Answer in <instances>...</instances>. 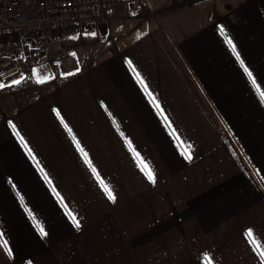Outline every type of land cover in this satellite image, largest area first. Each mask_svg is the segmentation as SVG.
I'll list each match as a JSON object with an SVG mask.
<instances>
[{"label": "crops", "instance_id": "1", "mask_svg": "<svg viewBox=\"0 0 264 264\" xmlns=\"http://www.w3.org/2000/svg\"><path fill=\"white\" fill-rule=\"evenodd\" d=\"M112 13L7 62L22 76L0 87V264H264L246 235L264 245V101L220 34L264 91V0H128ZM65 47L75 55L52 66Z\"/></svg>", "mask_w": 264, "mask_h": 264}, {"label": "built area", "instance_id": "2", "mask_svg": "<svg viewBox=\"0 0 264 264\" xmlns=\"http://www.w3.org/2000/svg\"><path fill=\"white\" fill-rule=\"evenodd\" d=\"M128 0H0V84L8 85L21 78L17 66L7 62L23 55L26 45L51 43L55 32L70 26L96 27L116 17L114 5ZM129 7L120 17L135 16ZM73 50L57 48L50 64L63 68Z\"/></svg>", "mask_w": 264, "mask_h": 264}, {"label": "snow or ice", "instance_id": "3", "mask_svg": "<svg viewBox=\"0 0 264 264\" xmlns=\"http://www.w3.org/2000/svg\"><path fill=\"white\" fill-rule=\"evenodd\" d=\"M220 34L222 36H224L225 40L227 41L228 45L231 47V50L233 52V54H235V57L237 59V61H239L241 67L243 68L244 73L247 74V76L251 79L252 84L254 86H256L257 91L260 94V99L261 101H264V91H260V87L259 85H257L256 79L253 77V73L252 71L249 69V67L245 64V61L243 59H241L240 53L237 51L236 45L233 43L232 39L226 34L225 32V28L223 25L220 26ZM93 35H95L93 33ZM128 64L131 66L132 62L129 60ZM77 71H79V69H77ZM136 78L137 80L143 85L144 91L146 94L149 95V98L152 100V103L157 107V109L159 110V103L158 101L155 100L154 97L151 96V93L148 90V87L146 84H144V81L142 79V77H140L139 73H136ZM44 79H47L44 78ZM19 81H14V83H18ZM0 87H3V84H0ZM53 111H55L56 115L60 118L61 123L63 124L64 128L68 130L69 134L72 137V140L75 142L76 148L78 149V151L81 153V155L84 158L85 163L88 165L89 168H91L93 173H96V168L93 166L92 161L89 159L88 153L84 150L83 147H81L80 141L77 140L75 134H73L72 129L68 126L67 123L64 122V118L60 115V111L58 109H53ZM9 123L11 124V121H9ZM13 129H15V125H12ZM117 130H119V125H117ZM17 136H19V133H16ZM121 135H124L123 133H121ZM125 140L128 144L129 149H131L133 151V153L137 156V159L139 161V153L135 152V149L132 147V143L130 140L127 139V137H125ZM20 141L21 144L24 145L25 148H27V143L24 141L23 137H20ZM28 154L30 157H32L33 159L35 158L32 150L29 148L28 149ZM181 154L188 160L192 159V156L189 152L182 150ZM36 167L38 169H40L41 172H43V169L40 168L39 163L37 162ZM142 170L145 171V175L147 176V179L153 183H155V176L153 174V172L146 168L143 164H141ZM43 178L46 182L49 183V185L51 186V181L49 179V176L47 173H44ZM13 187H15V185H13ZM104 189L108 194V198L111 200H115V196L113 195L112 191L107 187V185H104ZM52 193L53 195H55L57 198L60 199V203L63 204L64 201L62 198H60V193L57 192L56 188L54 186H52ZM19 195V194H18ZM21 202H23V197H20ZM28 214L30 217H32L35 220V217L33 216L32 211L29 209L28 210ZM69 216L71 217V213H69ZM72 218V223L74 224V226L79 229L81 227L79 220H77L75 217H71ZM36 227L40 232L41 236H47L48 233L45 231L43 225L37 221L36 222ZM2 235V234H0ZM246 235L249 238V241L254 245L255 250L258 252V254L260 255V258L262 261H264V245L260 244L257 242L256 237L253 236V229L252 228H248ZM4 248L5 250L8 252V255L11 256L12 255V250L8 247V241H4ZM205 259H206V264H210V260L208 259L207 253H205ZM29 264H31V261H29Z\"/></svg>", "mask_w": 264, "mask_h": 264}, {"label": "rangeland", "instance_id": "4", "mask_svg": "<svg viewBox=\"0 0 264 264\" xmlns=\"http://www.w3.org/2000/svg\"><path fill=\"white\" fill-rule=\"evenodd\" d=\"M55 49V48H54ZM57 50V48L55 49V51ZM54 51V52H55ZM75 55V53L72 54V57ZM17 59V58H16ZM46 60H48V57H45L43 60H41L42 62H45Z\"/></svg>", "mask_w": 264, "mask_h": 264}]
</instances>
